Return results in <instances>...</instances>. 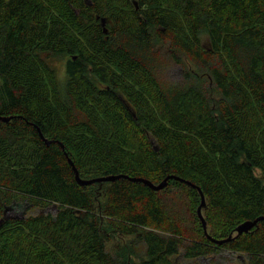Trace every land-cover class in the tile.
<instances>
[{"label":"trees","instance_id":"1","mask_svg":"<svg viewBox=\"0 0 264 264\" xmlns=\"http://www.w3.org/2000/svg\"><path fill=\"white\" fill-rule=\"evenodd\" d=\"M25 206L0 264H264V221L236 232L264 217V0H0V220Z\"/></svg>","mask_w":264,"mask_h":264},{"label":"rangeland","instance_id":"2","mask_svg":"<svg viewBox=\"0 0 264 264\" xmlns=\"http://www.w3.org/2000/svg\"><path fill=\"white\" fill-rule=\"evenodd\" d=\"M206 41V40H205ZM65 62H66V58L65 57H59L57 59L54 60V66L57 68L58 72H59V76L61 79L64 80V78H66V67H65ZM168 78L170 80V82L173 83H181L183 81V76H182V72L181 69L179 67H173L172 69L168 70ZM255 174L257 176H260V171L258 169L255 170ZM26 209L27 211V207H23V208H16V211L13 212H9V215H13V216H17L20 215L21 211L23 209ZM203 209V208H202ZM58 211V207L57 205H51L48 206L47 208H37V209H31L28 210V215H37V214H41V213H50L55 215ZM212 260L220 262L221 264H247V257L246 255L237 253V252H230L227 249H221L218 253L217 256L212 257V258H200L197 261L200 264H211ZM178 264H192L191 261H186L183 260L182 257L177 258L176 261Z\"/></svg>","mask_w":264,"mask_h":264},{"label":"water","instance_id":"3","mask_svg":"<svg viewBox=\"0 0 264 264\" xmlns=\"http://www.w3.org/2000/svg\"><path fill=\"white\" fill-rule=\"evenodd\" d=\"M106 25V19H102V26L105 27ZM105 33H107V30L105 29ZM3 120H6L8 121V119H3ZM41 136L43 137L40 129H38ZM43 139L45 140V142L50 145L51 142L46 140L44 137ZM62 148L64 149V146L61 144ZM69 163L70 165L72 166L73 170H74V173H75V178H76V181L77 183L80 185V186H88V185H91V184H94V183H104V182H113L121 177L123 178H128L130 179L131 181H134V182H142L144 184H147L148 186H150L152 189L154 190H162L163 188H165L167 186V183H168V180L169 179H173L175 178L176 180H180V181H184L180 178H177V177H173V176H170L168 178H166L163 182H161L159 185H155L153 183H151L150 181H147L145 179H136V178H129L128 176H108V177H101V178H96V179H92V180H83L81 179L80 177V174H79V171L77 170L75 164L69 159ZM187 182V181H185ZM188 184H190L191 186L197 188L195 185L191 184L190 182H187ZM201 194V205L199 206L198 208V215L202 221V224H203V227H204V230L205 232H207V224H206V221L202 215V208L206 205V199H205V196L204 194L202 193L201 189L200 188H197ZM7 211L3 217V219L0 220V225L4 222L5 219H8L10 216L7 215ZM21 218H24L25 217V213L22 212L21 213ZM260 221H264V217H259L257 218L256 220L254 221H247V222H244L242 223L237 229H236V232H237V235H241L243 233H248L253 227H255ZM212 242L216 243V244H219V245H222L226 242H230L233 237L232 235H230L227 239L225 240H216V239H213L212 237H208Z\"/></svg>","mask_w":264,"mask_h":264},{"label":"flooded vegetation","instance_id":"4","mask_svg":"<svg viewBox=\"0 0 264 264\" xmlns=\"http://www.w3.org/2000/svg\"><path fill=\"white\" fill-rule=\"evenodd\" d=\"M13 211H16V208H15V209H11V210H9L8 213H7V215H9V212H13ZM22 212L25 213L26 211H21V213H22ZM13 213H14V212H13ZM21 213H20V215H17V216L20 217V216H21ZM9 216H13V215L10 214ZM14 217H16V216H14Z\"/></svg>","mask_w":264,"mask_h":264}]
</instances>
